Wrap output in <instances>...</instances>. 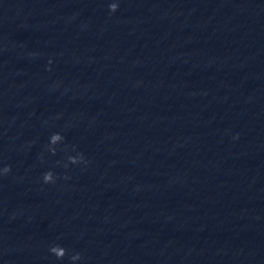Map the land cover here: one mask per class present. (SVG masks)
<instances>
[{
	"label": "clouds",
	"instance_id": "clouds-1",
	"mask_svg": "<svg viewBox=\"0 0 264 264\" xmlns=\"http://www.w3.org/2000/svg\"><path fill=\"white\" fill-rule=\"evenodd\" d=\"M109 7H110V10H111L112 12H115V11L117 10V8H118V5H117L116 3H112V4L109 5ZM62 139H63V137H62L59 133H55V134H53V135L50 137V145H51V144H55L58 140H62ZM49 150H50L53 154H55V152H56V149H52V148H50V147H49ZM73 163H77V162H76V161H73ZM10 170H11V169H10V166H6V167L3 169V172H4L5 174H7L8 172H10ZM43 181H44V183H54L55 181H54L53 173H52L51 171L46 172V173L43 175ZM49 251H50V253L53 254L57 259H61V260H62V259L66 256V254H67V250H66L64 247L60 246V245H54V246H52V247L49 249ZM71 259H72L73 261L79 260V259H81V254L77 253V254L73 255V256L71 257Z\"/></svg>",
	"mask_w": 264,
	"mask_h": 264
}]
</instances>
